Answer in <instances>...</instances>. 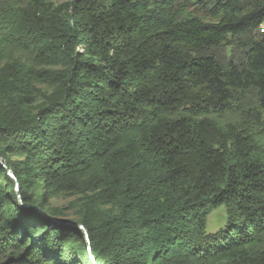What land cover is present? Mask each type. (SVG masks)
I'll return each instance as SVG.
<instances>
[{"label": "trees", "instance_id": "obj_1", "mask_svg": "<svg viewBox=\"0 0 264 264\" xmlns=\"http://www.w3.org/2000/svg\"><path fill=\"white\" fill-rule=\"evenodd\" d=\"M263 28L264 0H0V264H264ZM63 190L88 239L49 224Z\"/></svg>", "mask_w": 264, "mask_h": 264}, {"label": "rangeland", "instance_id": "obj_2", "mask_svg": "<svg viewBox=\"0 0 264 264\" xmlns=\"http://www.w3.org/2000/svg\"><path fill=\"white\" fill-rule=\"evenodd\" d=\"M49 1L54 3L55 5H60L63 3H68L72 0H49ZM13 160H16V158H13ZM79 199L80 196H78L73 190H63L61 192L60 191L57 192V194L50 197L49 206L50 208L53 209L54 208L59 209L63 213V215L58 218L70 220V221H76L78 220L80 213V206H81ZM226 221H227V213L225 206H220L214 209L208 218L207 229H206L207 233L215 234L219 232L225 227Z\"/></svg>", "mask_w": 264, "mask_h": 264}, {"label": "water", "instance_id": "obj_3", "mask_svg": "<svg viewBox=\"0 0 264 264\" xmlns=\"http://www.w3.org/2000/svg\"><path fill=\"white\" fill-rule=\"evenodd\" d=\"M2 163V162H1ZM4 167H6L4 164H3ZM9 174L14 178L13 174L9 172ZM26 208H30V206H25ZM49 224H52V225H55V226H60V227H75V228H79V229H82L85 234H86V237L88 239V235H87V232L86 230L83 228V226L81 225H78L70 220H65V219H60V218H57V217H50V216H46ZM90 251V249H89Z\"/></svg>", "mask_w": 264, "mask_h": 264}]
</instances>
